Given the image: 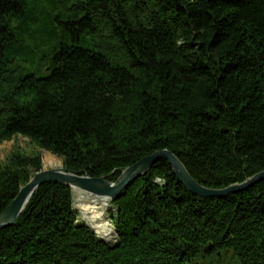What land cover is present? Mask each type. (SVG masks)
Returning a JSON list of instances; mask_svg holds the SVG:
<instances>
[{
	"label": "trees",
	"instance_id": "trees-1",
	"mask_svg": "<svg viewBox=\"0 0 264 264\" xmlns=\"http://www.w3.org/2000/svg\"><path fill=\"white\" fill-rule=\"evenodd\" d=\"M15 136L90 178L167 150L206 188L243 182L264 170V0H0V143ZM40 170L7 156L0 213ZM106 215L114 245L44 184L0 264H264V181L202 198L159 160Z\"/></svg>",
	"mask_w": 264,
	"mask_h": 264
},
{
	"label": "water",
	"instance_id": "water-1",
	"mask_svg": "<svg viewBox=\"0 0 264 264\" xmlns=\"http://www.w3.org/2000/svg\"><path fill=\"white\" fill-rule=\"evenodd\" d=\"M159 160L168 163L177 180L186 191L202 198L226 197L230 194L246 190L258 182L264 181V170H262L241 183H234L220 189L206 188L198 184L189 175L182 162L173 153L167 150L156 151L124 168L114 182L108 181L104 176L90 178L80 173H74L64 167L41 170L34 173L29 178L28 182L19 188L15 197L0 213V230L16 224L17 218L25 210L32 195L44 184L56 183L64 185L68 187L71 192H75L78 196L81 195L90 201L108 200L109 202H113L131 182L139 177L145 176L151 167ZM107 217L108 216L105 215V219H107ZM81 224L90 228L96 235L83 218ZM96 237L98 241L104 245H114L116 243L115 230L113 241L104 242L98 238L97 235Z\"/></svg>",
	"mask_w": 264,
	"mask_h": 264
},
{
	"label": "rangeland",
	"instance_id": "rangeland-1",
	"mask_svg": "<svg viewBox=\"0 0 264 264\" xmlns=\"http://www.w3.org/2000/svg\"><path fill=\"white\" fill-rule=\"evenodd\" d=\"M14 150H18V151L22 152L23 154H29V155L34 154V153H38L40 156V159H41V170H48V169H52V168L54 169V168L63 167L61 159L57 158L56 156L52 155L49 152L38 149L34 144L30 143L26 138H24L22 136H15L9 141H4V142L0 143V164H2L5 161V159L7 158V156ZM72 197H73V209L77 212V220L76 221L78 224H80V223H82V216H81L80 211H78V209H77L78 203H79L78 201H80L79 196L75 192H72ZM83 220L92 229L100 230V231H103V229H104V227L100 226L99 224L93 225V223H92L90 225V223L87 221V219H84V217H83ZM106 222H108L113 227V224L108 217L106 219ZM116 238L117 237H115V240H116ZM104 242H109V241H104Z\"/></svg>",
	"mask_w": 264,
	"mask_h": 264
},
{
	"label": "bare ground",
	"instance_id": "bare-ground-1",
	"mask_svg": "<svg viewBox=\"0 0 264 264\" xmlns=\"http://www.w3.org/2000/svg\"><path fill=\"white\" fill-rule=\"evenodd\" d=\"M79 200L77 209L80 211L82 218L84 217V219H87L90 225L93 223V225L99 224L100 226L105 227V215L110 202L108 200L90 201L81 195L79 196Z\"/></svg>",
	"mask_w": 264,
	"mask_h": 264
}]
</instances>
